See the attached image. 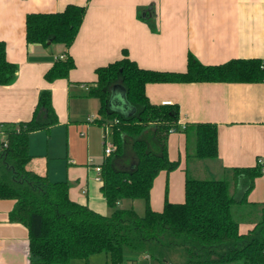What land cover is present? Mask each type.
Segmentation results:
<instances>
[{
  "label": "crops",
  "instance_id": "obj_1",
  "mask_svg": "<svg viewBox=\"0 0 264 264\" xmlns=\"http://www.w3.org/2000/svg\"><path fill=\"white\" fill-rule=\"evenodd\" d=\"M70 3L87 6L70 47L27 41L29 13L58 12ZM0 41L6 45L7 59L18 67L14 81L0 84V123L30 120L42 90L52 92L59 118L50 130L31 133L32 159L27 168L51 181L68 180L72 200L110 215L113 208L102 193L103 181L96 180V167H103L108 156L105 151L100 156L95 148L104 143L106 133L113 135L111 128L99 122L100 100L88 95L97 79L96 69L123 58L126 52L143 68L174 72L186 71L189 54L208 65L233 58L264 60V0H0ZM62 55L71 56L76 66L68 77L48 81L46 72ZM125 91L121 83L112 88L111 106L128 114L134 108ZM146 94L154 104H178L182 126L218 125L215 158L192 157L194 136L180 130L170 133L168 155L180 165L155 177L150 191L153 210L162 211L166 200L184 202L188 177L227 180L234 194L233 168L264 160V81L150 82ZM59 129H64V144ZM35 137L48 138L47 151L34 150ZM138 200L125 198L118 206L133 207L143 215L146 204L142 209ZM14 205L13 199H0V264H30L29 230L9 217ZM263 205L264 173L255 179L247 202L235 205L252 210L251 221L239 222L242 233L255 227ZM146 256L128 253L125 263L154 264ZM62 264H109V259L102 252Z\"/></svg>",
  "mask_w": 264,
  "mask_h": 264
},
{
  "label": "trees",
  "instance_id": "obj_2",
  "mask_svg": "<svg viewBox=\"0 0 264 264\" xmlns=\"http://www.w3.org/2000/svg\"><path fill=\"white\" fill-rule=\"evenodd\" d=\"M86 10V5L70 3L58 12L29 13L27 41L70 47ZM75 66L71 56L59 58L45 78H66ZM17 70L0 41V84L14 81ZM96 73L88 95L100 100L99 122L110 126L117 146L102 167L101 190L113 208L110 215L72 200L68 180L51 181L27 168L32 159L31 133L50 130L59 122L50 90L41 91L30 120L0 123L8 139V146L0 151V199L15 200L10 220L29 230L30 264L68 263L102 252L109 264L125 263L128 253L173 264L167 254L178 248L187 256L185 264H264V205L260 219L248 233L240 231L234 216V206L247 202L255 179L264 173L259 163L233 168L237 183L234 194L227 180L188 177L184 202L166 200L162 211L151 208L155 177L161 170L169 172L180 165L168 155L170 133L180 130L194 136L192 157L215 158L218 125L196 122L182 126L178 104H154L146 94L150 82H261L264 60L233 58L208 65L189 54L186 71L174 72L143 68L126 52L123 58L98 67ZM118 83L124 86L127 102L134 108L131 113L111 106L112 88ZM125 198L143 199L145 213L141 215L133 207L120 208L118 203Z\"/></svg>",
  "mask_w": 264,
  "mask_h": 264
},
{
  "label": "rangeland",
  "instance_id": "obj_3",
  "mask_svg": "<svg viewBox=\"0 0 264 264\" xmlns=\"http://www.w3.org/2000/svg\"><path fill=\"white\" fill-rule=\"evenodd\" d=\"M59 136H61V141L65 142V132H64V129H59ZM111 133H113L111 131ZM36 141H35V148L34 150L36 151H47L48 147H47V144H48V138H44V140L42 138H37L35 137ZM104 138V137H103ZM102 138V142L104 141V139ZM109 138H111L112 140H114L113 136H109ZM55 142V141H54ZM60 147V145L58 144L56 146V148L58 149ZM104 143H101V145H97V147L95 148L97 153H99V155L101 156L102 153H104ZM64 149H65V146H64ZM102 161V160H100ZM240 188V187H239ZM238 188V191H240V189ZM139 205H142L141 208L143 209V205H144V200L143 199H139L138 200ZM143 211V210H141ZM142 214H144V212H141ZM252 210L249 208V207H236L234 206V216L235 218L241 223V224H244V223H247V221H251L250 219L252 218ZM254 218V217H253ZM260 219V218H259ZM170 253V252H169ZM167 254L169 255V259L171 260V262L173 264H185L186 263V260H187V256L185 254V252L178 248L177 250L173 251V253L171 252V254ZM154 264H158V261L157 259H154ZM170 264V263H168ZM236 264H242L240 262L236 263Z\"/></svg>",
  "mask_w": 264,
  "mask_h": 264
},
{
  "label": "built area",
  "instance_id": "obj_4",
  "mask_svg": "<svg viewBox=\"0 0 264 264\" xmlns=\"http://www.w3.org/2000/svg\"><path fill=\"white\" fill-rule=\"evenodd\" d=\"M60 59L65 58V55H62L60 57H58ZM164 104H169L168 102L164 103ZM106 127L109 129L110 126L106 125ZM8 146V139L7 136L5 134L4 131H0V151L5 149ZM104 151L105 154L107 156L111 155L117 148L116 144L114 143V141H112L109 136L107 135V133L104 136ZM258 163L261 164L264 167V160L262 158H260L258 160ZM96 170L98 172V175L96 176V180L102 182L103 181V175H102V167L101 166H97ZM146 257H149L148 255ZM121 264H128V263H121Z\"/></svg>",
  "mask_w": 264,
  "mask_h": 264
},
{
  "label": "water",
  "instance_id": "obj_5",
  "mask_svg": "<svg viewBox=\"0 0 264 264\" xmlns=\"http://www.w3.org/2000/svg\"><path fill=\"white\" fill-rule=\"evenodd\" d=\"M125 89V88H124ZM125 94H126V91H125Z\"/></svg>",
  "mask_w": 264,
  "mask_h": 264
}]
</instances>
